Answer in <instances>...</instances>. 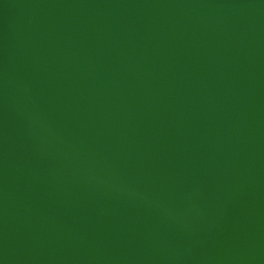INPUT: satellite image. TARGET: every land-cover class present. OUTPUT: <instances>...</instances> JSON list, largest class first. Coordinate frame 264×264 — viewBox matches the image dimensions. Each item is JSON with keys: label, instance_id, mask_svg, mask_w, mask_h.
<instances>
[{"label": "water", "instance_id": "1", "mask_svg": "<svg viewBox=\"0 0 264 264\" xmlns=\"http://www.w3.org/2000/svg\"><path fill=\"white\" fill-rule=\"evenodd\" d=\"M0 264H264V0H0Z\"/></svg>", "mask_w": 264, "mask_h": 264}]
</instances>
